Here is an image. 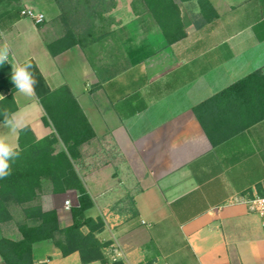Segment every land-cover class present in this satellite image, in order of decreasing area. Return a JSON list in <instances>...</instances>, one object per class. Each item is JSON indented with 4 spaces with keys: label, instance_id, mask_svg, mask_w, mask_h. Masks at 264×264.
<instances>
[{
    "label": "crops",
    "instance_id": "0c3cea01",
    "mask_svg": "<svg viewBox=\"0 0 264 264\" xmlns=\"http://www.w3.org/2000/svg\"><path fill=\"white\" fill-rule=\"evenodd\" d=\"M174 1L186 34L179 42L168 44L145 9L144 24L133 13L108 15L119 23L109 30L100 14L84 16L88 26L71 30L77 44L62 51L67 16L59 9L49 15L36 0H0V45L10 46L9 62H33L51 89L67 87L95 134L73 162L93 202L87 216L105 224L104 263L90 264H264L261 223L246 204L264 196V108L255 82L217 97L264 76V0H209L212 22L196 0ZM25 9L45 22L22 17ZM12 96L23 127L0 123V136L19 149L26 127L38 140L54 133L36 95ZM66 201L77 207V192L53 194L44 180L35 204L66 228ZM11 216L0 239L18 241L24 217ZM115 249L122 256L112 262ZM33 261L83 264L51 241L33 245Z\"/></svg>",
    "mask_w": 264,
    "mask_h": 264
},
{
    "label": "trees",
    "instance_id": "16d2710c",
    "mask_svg": "<svg viewBox=\"0 0 264 264\" xmlns=\"http://www.w3.org/2000/svg\"><path fill=\"white\" fill-rule=\"evenodd\" d=\"M54 1L62 8L65 0ZM196 2L206 22H212L217 18L209 0ZM139 3L144 10L143 16L146 9L168 44L172 45L186 37L180 10L174 0H139ZM66 31L65 36L57 42L62 51L77 44L71 30ZM49 50L51 54H56L52 50V45H49ZM30 63L33 65L31 71L38 80L35 95L45 112L43 122L46 126H52L54 133L38 140L28 127L19 132L21 155L12 165V175L0 179V224L12 221L11 206L23 208L24 221L17 225L20 240L0 239V257L3 264H35L33 245L51 241L63 256L78 252L83 264L94 261L104 263L102 251L107 244L102 243L98 235L104 231L105 224L100 217L94 219L87 216L86 212L93 208V202L73 163L79 157L80 147L91 141L95 134L69 89L67 87L51 89L36 65ZM10 77L11 69L5 62L0 66V89L6 88L11 94L0 101V110L7 108L9 113L13 114L17 107L12 93L17 89ZM252 82L257 84L261 107L264 108V76L261 72L239 81L217 97L234 94ZM3 119L0 115V123H3ZM60 144L64 149L57 151ZM44 180L50 182L53 194L77 192L78 206L69 210L72 220L69 227H60L57 212H44L39 204H35Z\"/></svg>",
    "mask_w": 264,
    "mask_h": 264
},
{
    "label": "rangeland",
    "instance_id": "374dc122",
    "mask_svg": "<svg viewBox=\"0 0 264 264\" xmlns=\"http://www.w3.org/2000/svg\"><path fill=\"white\" fill-rule=\"evenodd\" d=\"M36 2L38 3V10H44L48 12L49 15L59 9L61 16H67L63 18L65 21L64 24L66 26V30H84L89 24L88 20L85 19L84 16L88 17V14L90 15L95 13L98 15L100 14L101 16V25L103 30H109L114 25L119 24L114 20L108 19V15L113 13H118L121 15L133 13L136 16H140L138 18L139 24L145 23V21L142 20L144 10L140 6L139 0H65L62 4V8L58 6L54 0H36ZM63 13L64 15H62ZM10 209L13 210V214L17 218V221L23 218L22 207L11 206ZM69 212L70 211L68 210V212L65 213L69 216ZM156 216L166 217L167 214L164 213L163 215ZM101 219L103 220V218ZM149 220L151 219L149 218ZM165 225L172 229V223L169 220L165 221ZM171 237L173 239H177V236Z\"/></svg>",
    "mask_w": 264,
    "mask_h": 264
},
{
    "label": "clouds",
    "instance_id": "9594fccd",
    "mask_svg": "<svg viewBox=\"0 0 264 264\" xmlns=\"http://www.w3.org/2000/svg\"><path fill=\"white\" fill-rule=\"evenodd\" d=\"M2 35V34H0ZM10 46L7 41L0 45V66L5 62L11 64V82L16 89L27 96L35 95L36 85L38 80L31 71L33 65L30 62H9ZM4 96L0 95V100ZM0 115L3 116V126L16 130L23 127L22 120L17 119L15 114L9 113L7 108L0 110ZM21 155L17 146L10 143L4 136H0V179H6L12 175V165L19 159Z\"/></svg>",
    "mask_w": 264,
    "mask_h": 264
},
{
    "label": "built area",
    "instance_id": "2783aa9c",
    "mask_svg": "<svg viewBox=\"0 0 264 264\" xmlns=\"http://www.w3.org/2000/svg\"><path fill=\"white\" fill-rule=\"evenodd\" d=\"M21 16L27 19L34 21L37 25H40L45 22V16L41 13L36 12L33 9H25L21 11ZM247 206L249 210L256 214L259 217L261 227L263 230L264 237V196H257L253 199L247 201ZM66 210H70V202H65ZM122 256L121 251L118 249L114 250V257H112V262H116L118 258Z\"/></svg>",
    "mask_w": 264,
    "mask_h": 264
}]
</instances>
